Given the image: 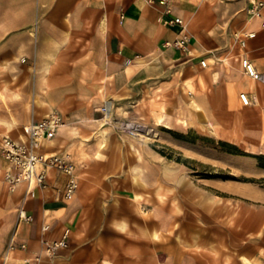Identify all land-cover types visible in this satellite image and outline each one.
Wrapping results in <instances>:
<instances>
[{"label": "crops", "instance_id": "crops-1", "mask_svg": "<svg viewBox=\"0 0 264 264\" xmlns=\"http://www.w3.org/2000/svg\"><path fill=\"white\" fill-rule=\"evenodd\" d=\"M168 1L171 17L182 18L184 30L163 21L168 15L161 0H0V143L5 135L24 138V125L59 112L66 124L50 150L69 152L77 146L71 127L79 126V120L84 130V124H93L99 102L105 105L111 101L108 96L123 91L127 71L133 70V80H144L155 74L157 68L150 64L156 61L178 65L187 73L182 87L186 83L199 88L206 69L202 59H207L206 67L211 58L225 64L220 25L240 12L246 18L242 11L253 0ZM251 27L258 30L257 37L237 49L235 61L245 54L264 71V29L259 20ZM185 32L190 36L188 50L166 44ZM242 70L244 77L238 69L225 75L228 85L223 89L235 92L229 101L235 102L236 92L245 90L264 102ZM193 96L198 114L205 99L200 92ZM185 100L181 98L186 107ZM7 167L0 151V264H171L186 252L211 255L215 264L231 261L235 233L215 221L214 214L211 221L204 213L198 216L200 225L185 211L173 210L171 201L158 206L154 194L149 198L155 177L142 178L146 186H138L133 173L113 174L92 190L91 179L83 180L67 198L66 178L57 171H51L49 187L37 188L33 195L25 183L10 189L4 178ZM173 181L175 185L166 184L179 188L180 177ZM178 222L182 224L176 227ZM185 227L197 233L196 239L184 234ZM66 229L69 246L49 255L44 240H58ZM13 235L26 247L10 250Z\"/></svg>", "mask_w": 264, "mask_h": 264}, {"label": "rangeland", "instance_id": "rangeland-1", "mask_svg": "<svg viewBox=\"0 0 264 264\" xmlns=\"http://www.w3.org/2000/svg\"><path fill=\"white\" fill-rule=\"evenodd\" d=\"M242 12L248 19L240 12L220 25V40L226 45L222 50L231 51L226 55L230 56L232 63L220 64L219 59H210L211 65L205 67L199 88L195 85L190 87L192 95L200 92L205 99L201 105L204 108L199 109L198 114H193L184 102L181 103L182 97L186 99L182 88L187 76L185 70L170 61H156L150 64L157 68L151 77L133 80L131 69L127 71L123 91L108 96L113 102L111 121L101 111L103 100L96 108V118L92 119L95 124H84V130L79 120V126L71 127L77 146L67 153L76 163L79 188L83 180L91 179L92 190L103 185L113 174L133 173V180L134 172H139L146 180L148 176L155 177L157 182L149 198L154 194L158 206L171 201L173 210L178 213L185 211L189 220L200 225L201 221L196 219L200 218L198 216L204 213L211 221L214 214L215 221L235 233V247L230 249L233 254L231 261L221 264H264V102L253 100L251 105H244L240 91L236 92V101L231 102L229 96L235 92L223 89L228 85L225 77L229 74L239 72L245 76L241 61H238L240 66L235 61L237 49L241 47L238 35L255 30L251 25L256 20L261 21L260 18H252L248 8ZM251 20L253 23L249 24ZM248 25L250 27L246 29ZM249 80L259 83L252 78ZM168 99L171 101L168 120L171 128L158 122V115ZM188 105L192 106L186 103ZM243 106L253 109L246 112ZM189 114L198 121L194 126L178 120ZM63 121L65 125L66 120ZM101 129L109 137V145H102ZM177 176L181 180L180 187H169L166 182L172 181L175 185L173 180ZM159 185L162 188L159 189ZM194 188L215 194L221 197V201L212 208H205L199 203L200 197L195 195ZM181 224L178 222L175 226ZM183 230L188 238L196 239V232L186 227ZM176 258L171 264H215L208 254L202 256L186 252Z\"/></svg>", "mask_w": 264, "mask_h": 264}, {"label": "built area", "instance_id": "built-area-1", "mask_svg": "<svg viewBox=\"0 0 264 264\" xmlns=\"http://www.w3.org/2000/svg\"><path fill=\"white\" fill-rule=\"evenodd\" d=\"M155 0H151L154 2ZM166 5L165 12L167 18L163 21L169 25H180L185 29V22L182 18L171 17L172 8L168 0H161ZM248 13L252 18L261 19V28L264 29V0H253L248 8ZM258 30L248 31L242 35H238L241 47L248 45L250 38L257 36ZM167 45H173L177 48L188 50L190 44V36L187 32L174 40L167 41ZM133 59H128L131 63ZM243 68L248 76L253 80L264 84V71L259 70L249 56L243 55L241 58ZM201 64L207 66V59H202ZM240 99L244 105H251L253 99L251 95L243 91L240 93ZM109 110L108 104L101 107V111L107 114ZM64 125L63 118L57 112H52L42 119L32 120L24 125V138H14L10 135L2 137L0 143V151L2 156L7 160L8 167L5 169L4 178L9 183L11 190H16L21 184H27L28 191L36 195L37 188L49 187V179L52 170L57 171L65 176L64 197L69 198L79 188V176L77 166L70 153L57 152L50 150L52 140L57 132ZM30 219V216L27 217ZM47 228V227H45ZM70 237V229H66L62 238L52 242L44 240L46 251L49 255H53L60 248L68 247ZM17 247H26V243H18L13 235L9 249L13 250Z\"/></svg>", "mask_w": 264, "mask_h": 264}, {"label": "bare ground", "instance_id": "bare-ground-1", "mask_svg": "<svg viewBox=\"0 0 264 264\" xmlns=\"http://www.w3.org/2000/svg\"><path fill=\"white\" fill-rule=\"evenodd\" d=\"M228 50V49H227ZM234 50V49H233ZM245 50V49H244ZM156 51V50H155ZM228 52V51H227ZM225 52V53H227ZM233 52V51H232ZM235 52V51H234ZM231 53V52H230ZM221 55V54H220ZM224 55V54H223ZM226 55V54H225ZM231 55V54H230ZM154 58L158 59L159 58V54L156 53L154 54ZM213 59V58H211ZM163 60V59H162ZM224 60H225V64H230L231 63V58L230 56L226 55L224 56ZM140 62H144L143 59H140L139 60V63ZM197 63V62H196ZM258 64V63H257ZM261 69V68H260ZM257 83V82H256ZM259 84L261 85L260 88L258 89L257 86L254 84V82H252V84L249 86L251 88L252 91H255V92H258L260 95H264V86L261 82H259ZM248 87V85H245V87ZM246 87V88H247ZM183 92L184 94H186V102L188 103H191L192 106H186L187 108L189 107V109L192 111L193 114H196L198 112V103L196 102V99L194 98V96L192 95V91L190 90V86L188 84H184L183 85ZM198 97V96H197ZM235 98V97H234ZM157 99V98H156ZM161 99V98H160ZM164 99V98H163ZM175 101V100H174ZM173 103V102H172ZM108 106H109V110L107 112V115H106V118L107 120L111 121L112 120V107H113V102L112 101H108ZM175 104V103H173ZM176 105V104H175ZM171 108V101L170 99H168V101H166V104H165V107H164V110L158 115V122L161 123V124H165L167 127H172V124L168 121L169 120V117H170V110ZM173 110V108H172ZM179 121L183 122L184 124L186 125H191V126H194L195 124L198 123V121L196 120L195 117H189V118H179L178 119ZM203 126H205L204 123H202ZM189 126V127H191ZM139 128V127H138ZM140 129V128H139ZM203 129V128H202ZM214 132H217V131H214ZM145 134H148V133H145ZM100 135L104 137V141L102 142V145L103 146H106V145H109L110 143V139L108 136H106V132L101 129L100 130ZM58 138V137H57ZM58 140V139H57ZM52 143H54V139L52 140ZM101 143V142H99ZM166 162V161H165ZM167 171H170L171 172V168L170 167H167ZM134 182L136 183V185H140V186H145V182L142 180L139 172H134ZM187 182V181H185ZM184 182V183H185ZM188 183V182H187ZM186 184V183H185ZM189 186V184H188ZM187 186V188H189ZM195 187V186H194ZM162 188V185H159V189ZM165 188V187H163ZM166 189V188H165ZM195 189V188H194ZM171 190V189H170ZM198 191V189H195V195H199L200 197V202L199 203H202L204 205L205 208H212V206L217 202V201H221V197H218L217 195L215 194H211V193H207L205 191ZM137 198H141V194H137ZM167 199V198H166ZM176 200V199H175ZM219 204V203H218ZM229 205V204H228ZM226 207V206H225ZM227 208V207H226ZM225 208V209H226ZM215 209V208H214ZM224 209V208H223ZM220 210V209H219ZM218 210V211H219ZM144 211V210H143ZM213 211V210H212ZM216 211V210H215ZM224 211V210H223ZM213 213V212H212ZM218 214V213H217ZM234 233V232H233ZM183 236V235H182ZM184 241L186 242V240L184 239ZM34 255V254H33ZM258 260V258H257Z\"/></svg>", "mask_w": 264, "mask_h": 264}]
</instances>
